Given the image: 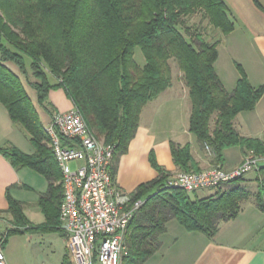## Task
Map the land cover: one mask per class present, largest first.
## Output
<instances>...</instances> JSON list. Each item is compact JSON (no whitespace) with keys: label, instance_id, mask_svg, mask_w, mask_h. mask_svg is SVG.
<instances>
[{"label":"trees","instance_id":"obj_1","mask_svg":"<svg viewBox=\"0 0 264 264\" xmlns=\"http://www.w3.org/2000/svg\"><path fill=\"white\" fill-rule=\"evenodd\" d=\"M254 1L264 11V5ZM210 28L223 34L235 29L225 0H0V102L29 135L34 152L14 144L0 149L16 168H31L49 182L38 200L46 216L41 224H34L24 203L9 195L13 227L4 234L3 244L26 230H62L63 198L62 171L45 124L22 77L8 62L24 73L31 69L40 104H50L52 89L66 91L95 135L114 146V176L120 156L137 133L143 108L172 85L173 60L189 90V130L202 148H211L212 163L222 164L224 151L232 146L264 151V139L240 134L234 123L240 112L256 107L264 84L253 86L237 63V84L232 91L225 87L215 67L220 40H208ZM138 47L144 64L135 58ZM171 148L181 170H201L191 143L172 141ZM150 158L159 175L131 193L133 201L144 202L129 224L123 264H144L155 254L172 219L189 231L213 237L223 222L239 214L245 201L254 199L264 211V165L258 171L257 191L241 176L218 185L208 196L193 198L182 188L168 186L170 172L154 152ZM63 264H73L68 252Z\"/></svg>","mask_w":264,"mask_h":264},{"label":"crops","instance_id":"obj_2","mask_svg":"<svg viewBox=\"0 0 264 264\" xmlns=\"http://www.w3.org/2000/svg\"><path fill=\"white\" fill-rule=\"evenodd\" d=\"M235 21V29L223 34L220 29L210 28L209 41L220 40L216 70L225 87L232 91L240 77V63L253 84H264V11L254 0H225ZM264 5V0H259ZM52 111L44 124L55 112L74 107L63 88L49 93ZM191 101L186 86L173 84L156 99L147 103L141 113L139 128L130 142L128 151L120 156L115 183L132 193L145 182L158 177L159 172L151 162V153L168 172L170 177L182 171L172 155L171 142L191 143L192 153L201 168L212 163V153L202 148L196 136L189 130ZM42 116V115H41ZM235 127L244 136L264 139V95L252 110L242 111L235 118ZM29 140H28V139ZM31 140L26 131L14 123L0 102V148L14 144L27 153L34 147L27 146ZM33 146V145H32ZM246 151L232 146L224 151L226 168L241 163ZM76 165V164H75ZM37 171L16 168L0 149V239L13 227V216L8 212L9 195L24 203V211L34 224L46 221L39 206L41 193L48 189V180L43 183ZM257 173L245 175V183L252 189L258 184ZM38 185V186H37ZM258 189V185H257ZM35 190V195L29 192ZM216 189L194 191L205 197ZM256 191V190H255ZM192 194V193H191ZM162 245L144 264H264V211L254 199L247 200L239 214L221 224L219 231L209 237L201 231H189L179 221L172 219L161 235ZM4 245L7 264H63L68 252L64 231L26 230L12 234Z\"/></svg>","mask_w":264,"mask_h":264},{"label":"built area","instance_id":"obj_3","mask_svg":"<svg viewBox=\"0 0 264 264\" xmlns=\"http://www.w3.org/2000/svg\"><path fill=\"white\" fill-rule=\"evenodd\" d=\"M45 130L62 171L59 220L72 263L123 264L129 224L144 201H133L131 193L115 183L114 146L97 138L77 107L55 112ZM207 149L211 152L208 145ZM263 165L264 153L252 149L238 167L217 164L200 171L182 170L169 177L167 185L192 193L259 171ZM3 241L4 237L0 264H7Z\"/></svg>","mask_w":264,"mask_h":264},{"label":"rangeland","instance_id":"obj_4","mask_svg":"<svg viewBox=\"0 0 264 264\" xmlns=\"http://www.w3.org/2000/svg\"><path fill=\"white\" fill-rule=\"evenodd\" d=\"M135 58H136V60H137V62L138 63H141V64H144V62H145V56H144V54L142 53V51H141V49L138 47L137 49H136V53H135ZM171 63H172V70H173V81H172V83L173 84H177V83H179V84H181V86H183V87H185L186 86V83H185V80H184V77H183V72L179 69V67H178V65H177V63L173 60V61H171ZM8 65L12 68V69H14L17 73H19L20 74V76L22 77V79H23V81H24V83H25V86H26V88H27V90H28V92H29V94L31 95V97H32V99H33V101H34V103H35V105H36V107H37V109H38V111H39V113H40V115H42L41 116V118L45 121L46 120V118H49V116H48V114H50V112L52 111V108L50 107V104H48V103H45V104H40L39 102H38V100H37V92H36V90L32 87V83L33 82H36L37 81V78L33 75V72L31 71V69L29 68V67H27L26 68V72L24 73V71H22V70H20V68H19V66L17 65V64H15L14 62H8ZM170 87V86H169ZM168 87V88H169ZM186 90L188 91V95H189V90H188V88H187V86H186ZM75 107V106H74ZM50 115H52V114H50ZM86 120V119H85ZM47 124V123H46ZM45 124V125H46ZM212 125H213V121H212ZM97 136V135H96ZM97 138L98 139H100V140H102V141H104V142H106L105 141V138L103 137V136H101L100 138L97 136ZM28 139V138H27ZM29 140V139H28ZM26 142V144H27V146H29L30 145V147H33L32 146V144H30L29 143V141H25ZM107 143V142H106ZM206 149H207V147H206ZM208 150V149H207ZM252 149H248L247 151H246V153H245V155H244V157L249 153V151H251ZM255 150V149H254ZM256 151V150H255ZM257 153H264V151L263 152H258V151H256ZM244 157H243V160H244ZM242 160V161H243ZM242 161H241V163H242ZM240 163V164H241ZM239 164V165H240ZM214 165V164H213ZM213 165H211V166H213ZM239 165H237V166H235V167H238ZM72 166H75V163H72ZM211 166H209V167H207V168H210ZM235 167H233V168H235ZM226 168V167H225ZM233 168H227V169H233ZM262 168V167H261ZM204 169H206V168H201V170H204ZM252 173V172H251ZM253 173H257L258 174V171H256V172H253ZM38 175V177L41 179V180H43V183H46V179L43 177V176H41V175H39V174H37ZM59 183H61V180L59 181ZM257 185L258 184H253L252 185V187H253V191H257ZM38 186V185H37ZM209 189H216L215 187L214 188H209ZM35 190H33V191H30L29 192V194H30V196L32 195V194H34L35 195ZM191 194V193H190ZM191 196L194 198V197H196L197 195L194 193V192H192V194H191ZM175 221H178L177 219H175Z\"/></svg>","mask_w":264,"mask_h":264}]
</instances>
